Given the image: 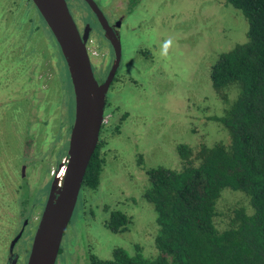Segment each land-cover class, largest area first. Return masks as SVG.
I'll list each match as a JSON object with an SVG mask.
<instances>
[{
    "label": "rangeland",
    "instance_id": "obj_1",
    "mask_svg": "<svg viewBox=\"0 0 264 264\" xmlns=\"http://www.w3.org/2000/svg\"><path fill=\"white\" fill-rule=\"evenodd\" d=\"M67 1L76 23L93 29V70L97 80L105 78L114 46L85 0ZM95 1L121 43L120 65L105 97L104 120L116 129L103 134L100 183L81 188L55 264H90L93 255L110 259L116 248L130 255L141 248L144 257H155L159 225L155 207L143 197L147 169H179L180 144L197 153L201 145L230 141L216 117L238 88L217 91L211 68L220 53L247 40V19L226 0ZM167 39L173 45L164 57ZM75 112L66 59L36 5L0 0V264L20 234L14 256L18 264L28 263L53 170L68 153ZM22 165L26 179L19 182ZM241 207L249 208L247 196L224 190L217 226L225 228ZM117 210L132 220L124 232L107 223Z\"/></svg>",
    "mask_w": 264,
    "mask_h": 264
},
{
    "label": "trees",
    "instance_id": "obj_2",
    "mask_svg": "<svg viewBox=\"0 0 264 264\" xmlns=\"http://www.w3.org/2000/svg\"><path fill=\"white\" fill-rule=\"evenodd\" d=\"M226 1L248 21L247 40L220 53L211 68L217 91L238 88L236 98L216 117L230 141L201 145L197 153L180 144L179 169H147L143 197L155 207L159 225L155 257H144L141 248L135 255L116 248L110 259L90 256V264H264V0ZM109 129L116 127L104 120L82 189L100 183L106 165L103 134ZM226 189L243 192L249 208L235 209L220 229L217 203ZM131 221L117 210L107 223L114 232H124Z\"/></svg>",
    "mask_w": 264,
    "mask_h": 264
},
{
    "label": "water",
    "instance_id": "obj_3",
    "mask_svg": "<svg viewBox=\"0 0 264 264\" xmlns=\"http://www.w3.org/2000/svg\"><path fill=\"white\" fill-rule=\"evenodd\" d=\"M53 32L66 59L75 91L76 112L66 161L53 180L46 206L35 234L27 264H55L67 226L73 216L83 179L98 145L104 122L105 97L121 61V43L94 0H87L97 14L115 49V60L107 79L99 84L86 42L90 25L81 34L66 0H33ZM10 245L7 264H16Z\"/></svg>",
    "mask_w": 264,
    "mask_h": 264
},
{
    "label": "flooded vegetation",
    "instance_id": "obj_4",
    "mask_svg": "<svg viewBox=\"0 0 264 264\" xmlns=\"http://www.w3.org/2000/svg\"><path fill=\"white\" fill-rule=\"evenodd\" d=\"M33 1V0H32ZM67 1V0H66ZM95 1V0H94ZM85 2L88 4V6L91 8V6H90V4L88 3V1L87 0H85ZM96 2V1H95ZM33 3H34V1H33ZM67 3H68V1H67ZM97 3V2H96ZM35 4V3H34ZM68 6H69V3H68ZM37 7V6H36ZM70 8V7H69ZM38 9V8H37ZM71 9V8H70ZM39 10V9H38ZM91 10H92V12H93V14L95 15V17H96V20H97V22H99V24L101 25V22H100V20H99V18H98V16H97V14L94 12V10L91 8ZM71 12H72V15L74 16V14H73V10H70ZM40 12V11H39ZM75 17V16H74ZM106 17V16H105ZM44 18V17H43ZM75 20V19H74ZM76 22V21H75ZM109 22V21H108ZM109 24L112 26V28H113V30L115 31V33L117 34V28L115 27V25H113L112 23H110L109 22ZM77 25H78V28H79V30H80V32H81V34H83V31H84V29L86 28L84 25H81L82 26V28L80 27V25L77 23ZM86 25H89V24H86ZM85 27V28H84ZM101 27H102V31L104 32V34L106 35V31H105V29L103 28V26L101 25ZM92 32H93V29H92V27H90V32H89V37H88V40H87V42H86V47H87V50H88V54H89V57H90V60H91V54L92 55H94L95 56V53H97V52H94L92 49H91V47H90V45H91V42H90V34L92 35ZM118 35V34H117ZM92 38V37H91ZM108 38V37H107ZM109 39V38H108ZM115 57H116V55L114 56V60H115ZM114 60H113V62H114ZM91 63H92V60H91ZM93 66V65H92ZM111 68H112V66H111ZM111 68H110V70H111ZM110 70H108L107 71V76L105 77V78H101L100 80H97L98 82H99V84H101V83H103L106 79H107V77H108V75H109V72H110ZM94 71V70H93ZM94 74H95V72H94ZM116 75V74H115ZM96 77V76H95ZM70 79H71V76H70ZM97 79V78H96ZM115 79V76H114V78H113V80ZM113 80H112V82L111 83H113ZM71 81H72V79H71ZM111 85V84H110ZM110 87V86H109ZM108 91H109V89H108ZM106 105H107V103H105V107H106ZM104 114H105V108H104ZM105 119V118H104ZM73 127V126H72ZM71 130H72V128H71ZM70 136H71V134H70ZM70 139V138H69ZM69 144H70V142H69ZM69 150V149H68ZM68 154V153H67ZM66 157H67V155L66 156H63V158H62V160L60 161V163H59V166H60V164H62L63 162H64V160L66 159ZM66 161V160H65ZM23 166V168H21V172H20V178H18V181L20 182V180L21 179H23V180H25L26 179V165L24 166V165H22ZM59 166H58V168H56V169H54L53 171H54V175H53V180L55 179V177H56V175L58 174V171H59ZM53 180H52V182H51V186H52V183H53ZM50 186V187H51ZM16 190L17 191H20V188L18 189V187L16 188ZM50 193V192H49ZM41 219V218H40ZM9 253H10V249H9ZM8 258H9V256L7 257V261H8ZM15 259L17 260V263L16 264H18V261H19V256H17V255H15ZM7 261H6V264H7Z\"/></svg>",
    "mask_w": 264,
    "mask_h": 264
},
{
    "label": "clouds",
    "instance_id": "obj_5",
    "mask_svg": "<svg viewBox=\"0 0 264 264\" xmlns=\"http://www.w3.org/2000/svg\"><path fill=\"white\" fill-rule=\"evenodd\" d=\"M172 45H173L172 39L165 40L161 46V55L167 57L169 54V49L172 47Z\"/></svg>",
    "mask_w": 264,
    "mask_h": 264
}]
</instances>
